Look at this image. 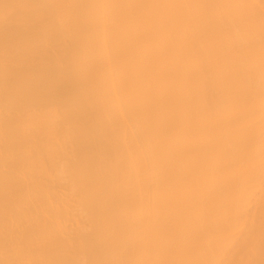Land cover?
Instances as JSON below:
<instances>
[{
  "label": "bare ground",
  "instance_id": "obj_1",
  "mask_svg": "<svg viewBox=\"0 0 264 264\" xmlns=\"http://www.w3.org/2000/svg\"><path fill=\"white\" fill-rule=\"evenodd\" d=\"M213 1L0 0V264L215 263L264 179V52Z\"/></svg>",
  "mask_w": 264,
  "mask_h": 264
},
{
  "label": "rangeland",
  "instance_id": "obj_2",
  "mask_svg": "<svg viewBox=\"0 0 264 264\" xmlns=\"http://www.w3.org/2000/svg\"><path fill=\"white\" fill-rule=\"evenodd\" d=\"M213 1V0H212ZM215 1H217V2H219V3H216V2H214V5L216 4V7H214V8H217V9H220V10H217V11H219V13L220 12H222V14H223V11L224 10H226V12H231V14L233 13V11L235 10L234 8H236V6H237V9H238V6H240V5H242V3L244 2L243 0L242 1H240L238 4H237V2L236 3H234L235 4V6H230V5H232L233 3H230L229 5H226L224 2H226L225 0H220V1H218V0H215ZM224 1V2H223ZM228 1H230V0H228ZM231 1H235V0H231ZM230 1V2H231ZM237 1H239V0H237ZM246 1V0H245ZM253 1V2H252ZM247 2V1H246ZM245 2V3H246ZM250 2V3H249ZM255 2H259L258 4L256 3L255 4ZM221 3H224L225 5H222ZM227 3H229V2H227ZM244 3V4H245ZM248 3H249V5H248ZM217 4H218V7H217ZM219 4H221V5H219ZM233 4V5H234ZM237 4V5H236ZM254 5L255 4V7H257V5H259L258 6V8L260 7H262L261 9H260V11L262 12V14H264V0H248V2H247V5L249 6V7H247V5L245 4V6L247 7H245L244 5L243 6H241V7H239V10H237V12L234 14H232V15H239V12H240V14L242 13V15H243V11H242V9L241 8H243V10L245 9V12L247 13V12H249L250 10H249V8H251L252 9V7H254V6H252L251 7V5ZM220 7V8H219ZM234 7V8H233ZM223 9V11H222V9ZM233 8V10H230V9H232ZM240 9H241V11H240ZM248 9V10H247ZM254 9V8H253ZM256 9V8H255ZM257 10V9H256ZM257 11H259V9L257 10ZM259 11V12H260ZM225 13V12H224ZM246 13H244V15L243 16H245V14ZM250 14V16L249 15H246L244 18H245V20H244V22H242L243 20H242V18L243 17H239V16H242V15H237V18L236 19H238V18H240V19H238V20H236V19H234V17L232 18V17H230L231 15H229V18H231V19H233V22H232V20L230 21V25L229 26H231L232 27V29L234 28V27H236V28H234L235 30L236 29H238V30H236L237 32H235V30L233 31L234 32V34H233V36L235 35V38L237 39V40H240V41H242V42H245L246 40H251L252 41V45H255V43L257 44V46L255 45L254 46V50H255V52H257L256 51V49L257 48H259L258 49V51H260L261 50V52H264V26L263 25H261V24H257L256 23V20H257V16L255 15V14H253V16L251 15V11L249 12ZM228 14H230V13H228ZM249 16V17H248ZM256 16V17H255ZM255 17V18H254ZM249 18V19H248ZM251 18H254L255 19V21H253L254 19H252V21H250L251 23L252 22H254V23H256V24H254V23H252V24H249V25H253V28H254V26L256 27V28H254V30H253V28L251 29V27L252 26H249L250 27V29L251 30H249V28L247 27V26H245V25H248V23H250L249 22V20L251 19ZM224 19V18H223ZM225 19H227V18H225ZM224 19V20H225ZM228 20H230V19H227V21ZM236 20V21H235ZM260 20V19H259ZM237 21H241V22H237ZM247 21V22H246ZM262 21H264V20H262ZM261 21V22H262ZM258 22V21H257ZM260 22V21H259ZM232 23H235V26L232 24ZM242 24V25H244L245 26V28H244V26H242V25H239V24ZM247 23V24H246ZM264 22H262V24H263ZM238 26H237V25ZM257 25V26H256ZM240 26H242V28L240 27ZM260 26H263L262 28H260ZM230 27V28H231ZM259 27V28H258ZM248 28V29H247ZM261 29H263V31L261 30ZM240 30V31H239ZM241 30H244V32H246V31H248L245 35L243 34L244 32L243 31H241ZM253 30V31H252ZM253 33H252V32ZM262 31V32H261ZM251 32V33H250ZM256 32V33H255ZM248 33L250 34V35H252V36H256L255 38H254V41H256V42H254L253 41V38H251V36L249 37L248 36ZM261 35H260V34ZM246 37L245 39L243 38V37ZM257 36H260V38L259 37H257ZM242 37V38H241ZM245 40V41H244ZM263 41V42H262ZM263 44V45H262ZM254 52V53H255ZM259 53V56H260V52H258ZM258 53H256L257 55H258ZM256 55V56H257ZM262 56H263V58H262ZM260 58L261 59H263L262 61H264V55L263 54H261V56H260ZM261 59H260V61H261ZM259 61V63H261ZM263 64H264V62H262ZM262 65V64H261ZM259 67H261L260 65H259ZM261 116H262V118H261ZM260 116V118L261 119H259V117L258 118H256V120H257V122L256 121H254V120H250V123L249 124H247V129L249 130L248 132H247V135H248V133L249 132H251L255 127H257L258 126V128H259V124L261 125V123L262 122H260L262 119V121H263V123H264V113H262V115ZM252 121L253 122H255L254 124L255 125H257V126H254V124L253 125H250V124H252ZM260 123H259V122ZM257 123V124H256ZM262 123V125L260 126V130L259 131H261V129H263L264 130V124ZM248 126H250V128L248 127ZM251 126L253 127V129L251 128ZM263 126V127H262ZM246 128H245V130H246ZM258 128L255 130H253L254 131V133H252V134H255L256 132L255 131H257V133H258ZM251 130V131H250ZM258 134H260V132L258 133ZM262 135V137L264 136V131H263V133L261 132V134L260 135H258L259 136V138H257V136H255L256 138H254V142L252 141V139H250V134L248 135V136H250V137H248V136H246V138L248 139L244 144H245V148H249L248 149V152H247V150L245 149V151H244V154H246V152H247V154H248V156H247V154L246 155H241L240 157H241V160H242V158L243 159H245V161L246 162H248L249 160H250V157L252 156L253 157V155H254V159H252L251 158V160L250 161H253V163L252 162H248L249 163V167H248V163H245L244 162V160H242V164L241 165H243V163H245L244 165L246 166V168H245V166H242L243 168H245V169H247V170H244L245 171V173L247 174L248 172H246V171H252V172H250L249 173V176H251L252 174H254L255 172H257L256 170L258 169V172L257 173H259L260 174V172L262 171V173H263V175H264V137L263 138H260V136ZM253 137H254V135H252ZM245 138V139H246ZM249 139L252 141V143H254V144H251L250 145V143H251V141H249ZM259 139V140H258ZM262 139H263V146H262ZM255 140H256V142H255ZM248 141H249V143H248ZM258 143V145L256 146L255 144H257ZM261 145H260V144ZM252 146V147H246V146ZM253 145H255V147L253 146ZM260 147V149H259V147ZM258 148V149H257ZM263 148V149H262ZM250 149H253V151H249ZM257 149V150H256ZM261 149L263 150V151H261ZM69 150V149H68ZM259 153H258V152ZM252 152H253V154H252ZM262 152V153H261ZM251 153V154H250ZM255 153V154H254ZM257 153H258V155H257ZM260 153H261V155H260ZM255 155H257L256 157H255ZM260 155V156H259ZM63 156H67V155H63ZM243 156V157H242ZM247 156V157H246ZM259 156V157H258ZM239 157V158H240ZM263 157V158H262ZM60 158H61V156H60ZM64 158V157H63ZM246 158H249V159H247L246 160ZM256 158V159H255ZM257 158L260 160V159H262L263 160V162H262V160H260V162L257 160ZM65 159V158H64ZM63 159V160H64ZM65 161H67V159H65ZM65 161L63 162L65 165H66V163H65ZM257 161V162H256ZM255 163V164H254ZM258 163V164H257ZM260 163V164H259ZM263 163V164H262ZM253 164V165H252ZM262 164V165H261ZM240 165V166H241ZM259 165H261L262 167H261V170H260V166ZM254 166H255V168H257L256 170H255V172L253 171L255 168H254ZM257 166H259V168L257 167ZM252 167V168H251ZM243 168H241V169H243ZM250 169H252V170H250ZM67 173V172H66ZM68 174V173H67ZM246 174H244V175H246ZM66 175V174H65ZM254 175L256 176V177H254ZM253 176H251L250 178L252 179V177H254L252 180L248 177V175H247V177H245L244 176V185H245V183H246V186H243L242 184H240V186L237 188V189H240V192L238 191V193H237V190H236V194L235 195H237L238 194V197L239 196H241L242 195V201H243V203H244V201H245V204H247L248 205V203H249V205L247 206V210H245V212H247V214L245 213V212H243V214H242V216H241V222H242V224H241V222H238V223H240V225L237 223V226L235 227V229L236 230H234L235 232L233 233L232 232V234L235 236H233L231 233V235L233 236H230L229 235V241H227L228 240V238H223V237H225L224 235H227V234H224V235H221L219 238L221 239V238H223V240L224 241H226L223 245H224V250H223V247L221 246L220 248H219V250L220 251H218L217 249H218V247L220 246V243H219V245H218V247L216 248L215 247V251H218V254H216L215 253V251L214 250H212V247H211V252H214L216 255H217V257H215L216 259V261H215V263L214 264H255L256 263V258H258L257 260H259L258 262H257V264H259V262H260V264H264V254H262V258H261V256H260V254H261V252L262 253H264V244L262 245V244H260V245H262V246H260V248H263V250L262 249H259V252H260V254H259V252H258V256H260V259H263V260H261L260 261V259H259V257H257V255H255V253H254V251H255V249L253 248L254 246H253V243L254 242H252L253 240V238H251V237H253L254 236V234L256 235V233H258L259 231H260V229H262L263 231H261L260 233H262L263 234V238H261L260 239V242L261 243H264L263 241H264V228H262V227H264V179L261 177L262 176V174H261V176L260 175H256V173L254 174ZM243 176V175H242ZM259 177H261L263 180L261 181L260 180V182H259ZM264 177V176H263ZM245 178H247L246 179V181H245ZM256 178V179H255ZM259 178V179H258ZM248 179H249V181H248ZM242 180V181H243ZM262 182V183H261ZM242 183V182H241ZM258 183V184H257ZM260 183V184H259ZM248 184V185H247ZM263 184V185H262ZM242 185V186H241ZM260 186V187H259ZM244 188H246V189H244ZM242 189V190H241ZM244 190V191H243ZM242 191H243V194H242ZM246 192H247V196H250V199L248 198V197H246ZM249 192V193H248ZM251 194V195H250ZM243 196H245V197H243ZM256 196V197H255ZM262 196V197H261ZM237 197V198H238ZM237 198H235V200L237 199ZM240 199V198H239ZM238 199V200H239ZM246 199H247V201H246ZM250 201H249V200ZM257 199H259V200H257ZM237 200V201H238ZM241 200V199H240ZM249 201V202H248ZM263 201V202H262ZM239 202V201H238ZM239 203H241V201L239 202ZM243 203H242V205H243ZM257 203V204H256ZM244 204V206L246 207V205ZM260 204H261V206H260ZM263 205V206H262ZM258 209H257V208ZM256 208V209H255ZM246 209V208H245ZM260 209V210H259ZM262 209V210H261ZM257 210V211H256ZM256 212H257V215H256ZM258 212H260V213H258ZM244 214H246V215H244ZM258 214L259 215H261V216H258ZM245 217H244V216ZM253 215V216H252ZM256 216H258L257 217V219H256ZM260 217V218H259ZM254 218V219H253ZM262 218H263V220H262ZM261 219V220H260ZM256 220L258 221L259 220V222H257V223H259L258 225H257V223H256ZM263 221V222H262ZM252 222V223H251ZM260 222H261V224H260ZM263 223V224H262ZM252 224H254V225H252ZM252 225V226H251ZM263 225V226H262ZM260 226V227H259ZM262 226V227H261ZM258 227V229H256ZM240 228V229H239ZM251 228H253V229H251ZM255 228V229H254ZM260 228V229H259ZM251 229V230H250ZM241 230V233H238V231H240ZM256 230H257V232H256ZM4 234V235H3ZM238 234V235H237ZM1 235H3L4 237H2V238H5V235H7V234H5V233H2V234H0V238H1ZM10 236H12L11 237V239L13 238V235L12 234H10L9 235V237ZM241 236H244L242 239H239ZM8 237V236H7ZM9 237H8V239H6V241L7 240H9ZM228 237V236H227ZM0 239L1 241L0 242H5L4 240L5 239ZM233 238V239H232ZM246 238H248L247 239V241H244ZM10 239V240H11ZM232 239V240H231ZM244 239V240H243ZM251 239V241L249 242V240ZM223 241V242H224ZM232 241V242H231ZM239 241H240V243L241 244H239ZM8 242V241H7ZM12 242H13V240H12ZM219 242V241H218ZM218 242H216L217 244H218ZM221 243H223L222 242V240L220 241ZM246 242H248V243H246ZM215 243V244H216ZM226 243H228V244H226ZM244 243H245V245H244ZM1 245H0V248H2L1 246L4 244V243H0ZM7 244H12L11 242L9 243H7ZM6 243H5V246H8V247H5L4 245H3V247H5V248H8L9 249V245H7ZM216 244V245H217ZM239 244V245H238ZM243 244V245H242ZM250 244H252V245H250ZM14 244H12L11 246H13ZM216 245H214V246H216ZM227 245V246H226ZM242 245V246H241ZM227 248H226V247ZM249 246V247H248ZM236 247V248H235ZM238 247V248H237ZM12 248H14V247H10V249L9 250H13ZM241 248V249H240ZM245 248V249H244ZM254 249V251H253V249ZM213 249H214V247H213ZM227 249V250H226ZM3 250H4V248H3ZM2 249H0V261H2L1 263H3V261H5L6 259H8V260H10V257H13V258H15L14 256H17V253H16V255H13V254H15V252H13V251H11L12 252V254L10 253V251L9 252H6L5 253V250H7V249H5L4 251H3ZM223 251V252H222ZM251 251H252V253H253V255H251L252 253H251ZM7 253L9 254L10 253V255H8L9 256V258L7 257ZM221 253H223V254H221ZM225 253V254H224ZM221 254V255H220ZM241 254V255H240ZM13 255V256H12ZM220 255V256H219ZM238 255V256H237ZM254 255L256 256L255 258H254ZM36 256V255H35ZM251 256H253V257H251ZM222 257V258H221ZM237 257V258H236ZM255 259V261L253 262V261H251V260H254ZM10 261H15L14 259L12 260V258H11V260ZM217 261H219V262H217ZM241 261V262H240Z\"/></svg>",
  "mask_w": 264,
  "mask_h": 264
}]
</instances>
